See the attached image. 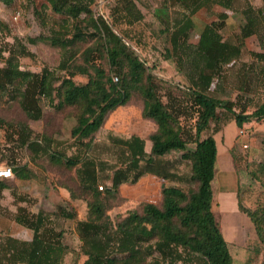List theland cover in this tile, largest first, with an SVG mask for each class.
<instances>
[{"label": "trees", "instance_id": "16d2710c", "mask_svg": "<svg viewBox=\"0 0 264 264\" xmlns=\"http://www.w3.org/2000/svg\"><path fill=\"white\" fill-rule=\"evenodd\" d=\"M1 1L10 4L14 0ZM175 1L183 5L185 11L182 17L174 19L172 27H165L169 42L166 58L184 75V78L179 75L178 82L171 83L177 88L185 86L186 91L178 95L168 89L164 94L167 101L163 100L157 76L149 71V65L131 47L134 45L129 39L114 29L117 22L143 18L134 0H116L108 14L112 18L110 21L93 8L97 0H44L45 7L64 16L66 27L62 31L70 34L67 40L51 37L53 45L67 54L71 45L91 41L82 51V63L75 61L73 52L53 70L44 67L40 72L30 71L22 69L19 62L20 56L31 55L28 47L19 40V47H6L9 56L3 57L5 64L0 66V91L18 103L28 118H44L42 100H47L59 111L73 108L71 136L80 150L83 149V156L63 155L58 159L70 166L80 164L76 171L79 188L86 190L89 196V217L77 223L80 253L85 256L82 264H193L194 261L233 264L228 243L212 210L217 140L212 134L205 137L201 134L211 120L219 118V109L232 113L239 127L252 119H264V100L252 113H247L249 99L244 95L230 100L209 93L216 77L222 76L225 64L240 58L244 39L264 30V0L260 7L249 0L245 3L241 0ZM214 4L242 12L244 23L239 42L223 37L222 29L228 25L227 12L219 13L207 23L197 42L190 41L193 15ZM71 20L72 27H68ZM4 24L0 19V30H6ZM39 39L42 37H29L28 41L35 43ZM251 54L264 60V52L252 51ZM104 59L109 67L103 65ZM76 75L88 76L87 82H76ZM248 85L245 81L241 91H247ZM135 90L142 94L144 116L158 125L150 136L151 150L146 151L145 141L138 133L127 139L114 137V142L121 147L117 163L100 161L98 164L91 155H85L91 148L94 133L110 111L129 102ZM5 124L9 123L0 118V130ZM7 131L12 137L16 136L11 139L15 148L24 145L34 152L48 150V144L31 139L32 129L28 122L19 127L8 126ZM190 144L193 147H189ZM6 150L0 138V159H12V152L6 153ZM174 151H181V158L191 163L189 173H180L177 161L164 159ZM10 165L14 176L15 172L18 177L26 176L23 174L27 171L26 165L16 168ZM107 168L112 171L111 184L103 190V185L99 188L100 172ZM146 173L174 183L164 184L162 204L145 203L141 212L132 211L117 222L113 221L107 214L105 198H115L123 183H135ZM254 175L259 179L261 175L264 177V161ZM6 179L0 178V189L7 186ZM63 188L70 192L72 199L77 197L70 187ZM243 210L251 217L264 242V205L254 211ZM58 212L67 218L76 216L67 209L60 208ZM51 214L44 209L33 212L19 207L15 220L32 229L33 237L0 238V264H63L70 247L64 241V232L53 224Z\"/></svg>", "mask_w": 264, "mask_h": 264}, {"label": "rangeland", "instance_id": "374dc122", "mask_svg": "<svg viewBox=\"0 0 264 264\" xmlns=\"http://www.w3.org/2000/svg\"><path fill=\"white\" fill-rule=\"evenodd\" d=\"M97 1L98 4H94L93 8L106 17L116 3V0ZM249 1L256 7L263 5L261 0ZM245 2L241 0V3ZM0 3V19L5 23L3 27H7L6 30H0V66L5 64L3 57L9 56L6 47L12 45L19 47V43L25 44L31 51V55L19 57L22 69L40 72L44 67H49L53 70L60 61L73 52L75 61L82 63V51L91 41L71 45L67 54L61 47L53 45L49 40L51 37L67 40L70 39V34L62 31L63 27H66L63 23L64 16L55 13L49 6L45 7L44 0H14L10 4L0 0ZM19 11L21 14L15 18ZM222 11L220 6H210L198 11L195 14L196 27L191 32L190 41L197 42L205 28L204 24L217 18ZM228 15V25L222 29L223 37L231 42H239L241 25L244 23L243 14L240 10L230 9ZM72 22V20L69 22L68 27H72ZM114 29L125 35L134 45L131 47L149 65V71L163 78L160 80L156 77L164 101H167L164 94L168 89L178 95L186 91L185 86L177 88L171 83L178 82L179 75L183 78L184 75L178 72L172 60L166 58V47L169 42L165 27L139 26ZM29 37L42 39L31 43L28 41ZM252 51L264 52V30L244 39L240 58L225 64L222 76L216 77L209 90L211 95L221 99L236 100L238 95H244L249 99L247 113H252L255 106L264 100V60L254 57ZM102 63L109 67L106 59ZM60 73L65 74V71ZM74 80L84 83L87 82L88 76L76 75ZM245 81L249 83L248 90L241 91ZM57 101L56 99L55 103ZM42 105L44 118L33 120L27 117L18 103L12 102L9 96L0 91V118L9 123L0 130V138L8 148L6 153L13 154L12 159H0V166L7 163L12 164L14 168L24 165L27 167V171H23L26 176L18 177L15 172V176L5 180L7 186L3 189L17 191L22 197L25 196L30 211L38 212L44 209L51 212L53 224L64 232V241L70 247L63 264H82L85 256L80 253L81 239L77 223L89 217V196L86 190L79 188L76 171L80 164L70 166L66 165L64 160L58 159L63 155L83 156V149L80 150L76 139L71 136L74 123L71 117L74 111L72 107L59 111L47 100H42ZM143 106L142 94L140 90H135L129 102L107 114L103 125L94 133L91 148L85 155H91L98 164L100 161L117 163L121 147L113 138L127 139L137 133L144 139L146 151L150 152L152 146L150 136L158 129V125L152 118L144 116ZM26 122L32 129L31 139L48 144V150L34 152L24 145L15 148L11 139L16 136L12 137L7 127L11 125L19 127ZM210 134L216 138L218 145L216 175L212 182V210L228 243L233 264H264V242L258 236L251 217L243 210L254 211L264 205V177L261 175L262 178L259 179L254 175L260 163L264 161V119L261 121L252 119L239 127L232 113L219 109V118L211 120L201 137ZM189 147L193 145L190 144ZM181 156V151H174L164 159L177 161L178 171L189 173L191 163L183 160ZM111 174L109 168L100 172L99 188L103 185L105 190L111 184L109 179ZM164 184L174 183L150 173L144 174L135 183H123L115 198H105L107 214L117 222L132 211L141 212L145 203L161 205ZM63 187L73 189L77 197L72 199L70 192ZM185 187L188 188V185ZM1 197L2 194L0 201ZM4 207L0 202V220L2 216L7 218L8 212L9 215L11 213L9 210L3 211ZM60 208L76 213L75 218L65 217L58 212ZM193 264L202 263L194 261Z\"/></svg>", "mask_w": 264, "mask_h": 264}, {"label": "crops", "instance_id": "0c3cea01", "mask_svg": "<svg viewBox=\"0 0 264 264\" xmlns=\"http://www.w3.org/2000/svg\"><path fill=\"white\" fill-rule=\"evenodd\" d=\"M134 1L136 2L138 8L143 13V18L133 22H129L127 20H124L120 23L117 22L115 23V27H139V26L166 27L167 25L172 27L174 19L178 17H182L183 12L185 11L184 6L176 2L175 0H134ZM213 6L214 7L220 6L223 10L222 12L228 13V11L230 10L219 4H214ZM204 8L207 7H203L201 9ZM195 14L193 15L194 27H196ZM107 18L109 21L112 20V18L110 19L108 16ZM209 22H206L203 27H205L206 24ZM0 194H2L0 201L1 206L2 207L5 206L4 207L5 209H3V211L9 210L11 212L10 215L9 212L7 213L8 214L7 218L2 216V219L0 220V238L2 239L4 237L10 236L17 239H31L33 237V230L23 226L22 224L18 223L15 220V215L19 207L21 206L27 207L26 197L25 196L22 197L20 193H18L17 191L10 192L5 189L0 190ZM10 203L12 204L9 205ZM7 206L8 208H6ZM32 211L35 212L34 210ZM10 226L12 228H9Z\"/></svg>", "mask_w": 264, "mask_h": 264}, {"label": "built area", "instance_id": "2783aa9c", "mask_svg": "<svg viewBox=\"0 0 264 264\" xmlns=\"http://www.w3.org/2000/svg\"><path fill=\"white\" fill-rule=\"evenodd\" d=\"M0 4H1V3H0ZM20 14H21L20 11L17 12L16 15H15V18H16L17 16H19ZM242 132H243V130H242ZM8 171L11 172V175H10V176H3V175H0V178H11V177L14 176V169H13V167H12L11 165H9V164H3V165H1V166H0V172H8ZM100 188L102 189L103 186L101 185Z\"/></svg>", "mask_w": 264, "mask_h": 264}, {"label": "clouds", "instance_id": "9594fccd", "mask_svg": "<svg viewBox=\"0 0 264 264\" xmlns=\"http://www.w3.org/2000/svg\"><path fill=\"white\" fill-rule=\"evenodd\" d=\"M0 175L10 176L11 175V172L10 171H8V172H0Z\"/></svg>", "mask_w": 264, "mask_h": 264}, {"label": "water", "instance_id": "95a60500", "mask_svg": "<svg viewBox=\"0 0 264 264\" xmlns=\"http://www.w3.org/2000/svg\"><path fill=\"white\" fill-rule=\"evenodd\" d=\"M164 186V185H163Z\"/></svg>", "mask_w": 264, "mask_h": 264}]
</instances>
